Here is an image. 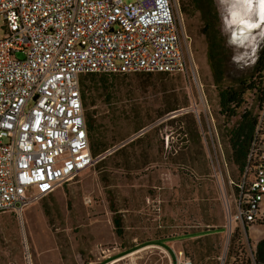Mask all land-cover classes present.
Returning <instances> with one entry per match:
<instances>
[{
    "label": "rangeland",
    "instance_id": "374dc122",
    "mask_svg": "<svg viewBox=\"0 0 264 264\" xmlns=\"http://www.w3.org/2000/svg\"><path fill=\"white\" fill-rule=\"evenodd\" d=\"M215 4L232 53L230 75H250L264 38L240 40L228 21L231 0ZM174 7L188 73L109 76L108 91L105 78H84L89 110L111 148L22 217L0 214V264H175L179 252L193 264H220L226 254L246 260L249 246L264 239V225L244 234L230 216L231 182L240 171L227 139L239 116L227 121L219 113L200 13L185 21L178 0ZM6 33L0 15V39ZM246 97L256 110V96Z\"/></svg>",
    "mask_w": 264,
    "mask_h": 264
},
{
    "label": "built area",
    "instance_id": "2783aa9c",
    "mask_svg": "<svg viewBox=\"0 0 264 264\" xmlns=\"http://www.w3.org/2000/svg\"><path fill=\"white\" fill-rule=\"evenodd\" d=\"M0 15V214L22 217L105 156L90 151L83 75L186 74L192 62L174 0H0ZM229 206L244 234L264 225V102ZM256 246L220 264H259ZM175 264L193 262L179 252Z\"/></svg>",
    "mask_w": 264,
    "mask_h": 264
},
{
    "label": "trees",
    "instance_id": "16d2710c",
    "mask_svg": "<svg viewBox=\"0 0 264 264\" xmlns=\"http://www.w3.org/2000/svg\"><path fill=\"white\" fill-rule=\"evenodd\" d=\"M178 3L179 10L185 21L191 13L198 12L201 15L203 22L201 33L205 36L207 42V61L212 73L214 85L218 92L219 113L224 116L227 121L239 116L236 123L228 130L227 142L230 150V160L241 172L246 162L250 144L253 140L259 112L264 102V45L259 52L252 73L247 76L232 77L230 75L232 53L219 28L220 25L215 0H178ZM143 74L153 75L152 73ZM97 75L101 78H105V81L101 84L105 91H108V88L104 87V85H109V76H116L89 74L83 75L80 80L90 151L93 157L104 154L111 148L102 138L103 135L98 129V120L96 116L89 110V106L91 105L88 103V92L84 87V78L86 76L94 77ZM248 93H253V95L256 96V101L258 103L256 110L254 107L246 106V96ZM177 109L179 108H171L167 113ZM162 116L163 115L159 117ZM115 225L117 229L121 226L119 218L115 219ZM211 231L220 232L222 229L219 228ZM118 233L120 235V232ZM200 235L202 234H193L191 237ZM257 261L259 264H264V239L257 244Z\"/></svg>",
    "mask_w": 264,
    "mask_h": 264
},
{
    "label": "bare ground",
    "instance_id": "6f19581e",
    "mask_svg": "<svg viewBox=\"0 0 264 264\" xmlns=\"http://www.w3.org/2000/svg\"><path fill=\"white\" fill-rule=\"evenodd\" d=\"M228 21L245 43L264 38V0H231Z\"/></svg>",
    "mask_w": 264,
    "mask_h": 264
},
{
    "label": "crops",
    "instance_id": "0c3cea01",
    "mask_svg": "<svg viewBox=\"0 0 264 264\" xmlns=\"http://www.w3.org/2000/svg\"><path fill=\"white\" fill-rule=\"evenodd\" d=\"M253 229H254L255 231H260L261 228H259V227H254V228H252L251 230H253ZM260 233H263V232H260ZM259 241H261V240H257V241L255 242V245H257Z\"/></svg>",
    "mask_w": 264,
    "mask_h": 264
}]
</instances>
